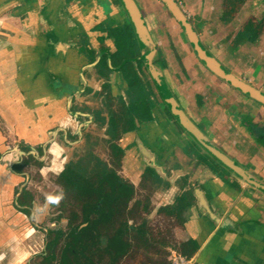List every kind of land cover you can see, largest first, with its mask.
<instances>
[{
	"label": "flooded vegetation",
	"instance_id": "af4514ba",
	"mask_svg": "<svg viewBox=\"0 0 264 264\" xmlns=\"http://www.w3.org/2000/svg\"><path fill=\"white\" fill-rule=\"evenodd\" d=\"M126 4L0 0V264H264V105L174 14L264 96V0Z\"/></svg>",
	"mask_w": 264,
	"mask_h": 264
},
{
	"label": "water",
	"instance_id": "95a60500",
	"mask_svg": "<svg viewBox=\"0 0 264 264\" xmlns=\"http://www.w3.org/2000/svg\"><path fill=\"white\" fill-rule=\"evenodd\" d=\"M122 1V6H127L126 3H128L129 0H120ZM175 16L180 20L182 25L184 26L185 32L187 33L188 40L191 43V45L194 47L198 57L203 61V63L209 68V70L218 77L222 82L227 83L231 85L233 88L238 90L239 92L245 94L246 96L253 98L264 105V96L260 94L258 91L254 90L253 88L249 87L244 82L233 78L230 74L226 73L219 65H217L213 60H211L208 55L202 50V48L197 43L196 38L191 33L190 29L187 27L186 23L184 22L182 17H180L177 13H175ZM133 20V18H131Z\"/></svg>",
	"mask_w": 264,
	"mask_h": 264
},
{
	"label": "crops",
	"instance_id": "0c3cea01",
	"mask_svg": "<svg viewBox=\"0 0 264 264\" xmlns=\"http://www.w3.org/2000/svg\"><path fill=\"white\" fill-rule=\"evenodd\" d=\"M246 262L248 264H255L256 256L252 252V248H250V253H246ZM233 255L228 254L225 251H222L220 253L212 251V253H205L202 255L203 260L200 261V264H241L236 263L234 258H232Z\"/></svg>",
	"mask_w": 264,
	"mask_h": 264
},
{
	"label": "clouds",
	"instance_id": "9594fccd",
	"mask_svg": "<svg viewBox=\"0 0 264 264\" xmlns=\"http://www.w3.org/2000/svg\"><path fill=\"white\" fill-rule=\"evenodd\" d=\"M59 199L60 197L59 196H56V197H53V196H49L48 197V200L52 203H58L59 202Z\"/></svg>",
	"mask_w": 264,
	"mask_h": 264
},
{
	"label": "built area",
	"instance_id": "2783aa9c",
	"mask_svg": "<svg viewBox=\"0 0 264 264\" xmlns=\"http://www.w3.org/2000/svg\"><path fill=\"white\" fill-rule=\"evenodd\" d=\"M175 260V259H174ZM182 263V260L179 258V263L176 262L175 264H181Z\"/></svg>",
	"mask_w": 264,
	"mask_h": 264
},
{
	"label": "rangeland",
	"instance_id": "374dc122",
	"mask_svg": "<svg viewBox=\"0 0 264 264\" xmlns=\"http://www.w3.org/2000/svg\"><path fill=\"white\" fill-rule=\"evenodd\" d=\"M261 87L264 88V83H263V85Z\"/></svg>",
	"mask_w": 264,
	"mask_h": 264
}]
</instances>
